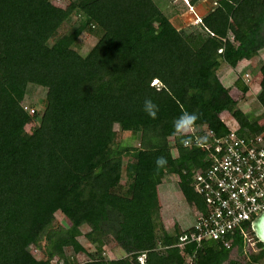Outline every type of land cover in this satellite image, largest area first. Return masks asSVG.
<instances>
[{"label": "trees", "instance_id": "1", "mask_svg": "<svg viewBox=\"0 0 264 264\" xmlns=\"http://www.w3.org/2000/svg\"><path fill=\"white\" fill-rule=\"evenodd\" d=\"M68 1L62 8L54 0H0V264H77L66 249L80 247L83 226L93 246L113 241L125 257L96 251L82 264H142V257L143 264H225L234 249L245 255L238 230L228 236L230 248L214 241L179 248L190 231L166 233L158 188L174 173L187 203L206 210L192 184L194 171L208 169V153L184 147L193 136L176 132L181 114L196 113V126L217 138L229 132L223 113L240 135L264 131V116L242 110L218 76L223 64L236 68L264 49V0H213L192 32L176 28L154 0ZM203 1L187 0L188 7ZM86 33L97 43L82 55ZM258 74L264 111V62ZM31 86L47 94L28 133L23 103ZM236 87L250 91L241 77ZM147 99L159 105L155 118L143 110ZM116 126L151 139L143 148L123 147ZM160 156L167 164L158 168ZM58 213L69 227L58 225ZM244 227L254 236L251 223ZM255 240L262 251L248 264L264 258ZM32 247H43L45 257Z\"/></svg>", "mask_w": 264, "mask_h": 264}, {"label": "built area", "instance_id": "2", "mask_svg": "<svg viewBox=\"0 0 264 264\" xmlns=\"http://www.w3.org/2000/svg\"><path fill=\"white\" fill-rule=\"evenodd\" d=\"M196 23H201V19ZM226 118L221 116L227 127L229 118L235 125L233 129L228 127L226 136L217 138L206 125L182 133L193 136L184 147L205 149L210 165L203 172L194 171L192 185L204 197L206 210L204 213L195 210V225L177 245L181 249L190 243L201 245L206 241L221 242L230 248L232 239L228 236L237 230L248 240L250 231L244 225L252 223L264 211V131L258 135H240L237 121L232 116ZM175 179L181 183L178 175ZM143 258H140L142 264Z\"/></svg>", "mask_w": 264, "mask_h": 264}, {"label": "rangeland", "instance_id": "3", "mask_svg": "<svg viewBox=\"0 0 264 264\" xmlns=\"http://www.w3.org/2000/svg\"><path fill=\"white\" fill-rule=\"evenodd\" d=\"M155 3L160 7L162 11L172 20L173 25L178 29H184L188 31H195L200 26L197 25V16L204 17L211 9L214 7L212 5L213 0H208L203 7L197 6L193 8H189L186 1L184 0H154ZM66 3L55 2V4L59 7L65 8ZM74 22H76L77 18H73ZM197 28V29H196ZM81 47L79 49L82 55H86L97 43V39L90 34H83L80 38ZM211 45L213 46L214 42L211 40ZM259 55V54H258ZM264 56L259 58H254L249 63H242L241 73H233L229 75V79L223 81L226 86L228 82H230L229 90L233 93V95L239 100V107L244 110L246 113H249L253 118H262L264 116V111L261 108L257 97L260 90V81L261 76L258 74L260 70L261 64L264 62ZM223 64L220 68L219 78L222 79L225 69L227 71L230 70ZM230 73V72H229ZM228 73V74H229ZM247 75L248 78H247ZM243 78L245 83H248L250 86V91L244 95L242 94L236 87V81L238 78ZM228 81V82H227ZM151 86L158 87L159 85H155V81L151 83ZM46 89L41 87L31 86L28 90V95L25 98L23 103V110L28 114V118L26 122L23 124L24 129L28 133H31L36 128V123L33 119L34 111L42 112L45 107L46 100ZM231 115L229 114V117ZM228 120V117L226 118ZM33 120V121H32ZM229 128L233 129L235 127L234 121L229 118ZM115 130L118 134L117 141L120 142L123 147L130 148H143L147 144L148 140L151 137L147 133L139 132V133H123L120 130L119 126L115 127ZM170 144L173 146V154L176 157L177 151L174 147V139H169ZM147 146V145H146ZM127 162L128 159H125ZM174 173L168 172L164 179L161 180L160 186L158 188V195L162 197L161 206V219L164 223V227L167 234L175 235L176 228L179 227L181 231L190 230L196 222L195 217V207L190 206L185 198L182 197V192L179 187V183L176 181ZM164 194V196H163ZM58 225L62 227H69V221L60 213L56 215ZM90 231L88 226H83L81 229V236L78 237V242L80 247H72L66 249V254L70 258V260L77 264H82L89 261L88 254L94 253L96 251L102 252L105 257L108 259H120L125 257V253L120 250L117 245L110 241L109 244L105 246L101 245L99 247L93 246L85 237V235ZM247 247L245 249V255H240L237 249H234L231 254L230 261H237L239 264H248V257L250 255L255 254L257 252V244L254 236L252 234L249 235V239L247 240ZM180 243V240H179ZM33 254L41 259L45 257V250L42 248L37 249L36 247H32ZM230 261L225 264H230ZM145 262L143 258V263ZM259 264H264V260H262Z\"/></svg>", "mask_w": 264, "mask_h": 264}, {"label": "clouds", "instance_id": "4", "mask_svg": "<svg viewBox=\"0 0 264 264\" xmlns=\"http://www.w3.org/2000/svg\"><path fill=\"white\" fill-rule=\"evenodd\" d=\"M155 85H157V81ZM143 110L149 116L155 118L157 112L159 111V105L154 103L151 99H147L144 102ZM198 119L199 116L196 113L185 112L174 121V128L177 133L190 132L194 127H196ZM184 143L187 145L188 141L185 140ZM155 163L159 168L167 164V159L164 156H160L156 158Z\"/></svg>", "mask_w": 264, "mask_h": 264}, {"label": "crops", "instance_id": "5", "mask_svg": "<svg viewBox=\"0 0 264 264\" xmlns=\"http://www.w3.org/2000/svg\"><path fill=\"white\" fill-rule=\"evenodd\" d=\"M186 2H187V0H185ZM208 2V0H205V1H203V2H201L200 4H198V6L196 7V8H198V7H203V5H205V3H207ZM187 5H188V3H187ZM203 16V15H202ZM202 16H197L198 17V19H201V18H203ZM171 20V19H170ZM171 22H172V20H171ZM259 56L260 57H262V56H264V49L262 50V51H260L259 52V55L256 57V58H259ZM263 59V58H262ZM264 60V59H263ZM245 62H247V63H249L250 61H248V60H244V61H241L239 64H238V66L236 67V68H231L230 66H228V65H226L227 67H228V69L230 70L229 72L227 71V68L225 69V72H224V75H223V77H222V79L220 78V80H221V82L223 83V81H224V79L225 80H228L229 79V75L230 74H232V71H233V73H241L242 72V70L241 69H243V68H240V67H242V63H245ZM225 66V67H226ZM220 72V71H219ZM229 73V74H228ZM218 76H219V73H218ZM223 80V81H222ZM228 82V81H227ZM223 85L226 87V88H228V89H230L229 88V86H230V82H228V85L229 86H226L225 85V83H223ZM260 89H261V87H260ZM260 91V90H259ZM233 92V91H232ZM231 92V93H232ZM223 116H225V117H228L229 118V113H223ZM163 196H164V194H163ZM182 197H183V195H182ZM183 199H184V197H183ZM159 201H160V204H163L162 203V197L159 195Z\"/></svg>", "mask_w": 264, "mask_h": 264}, {"label": "water", "instance_id": "6", "mask_svg": "<svg viewBox=\"0 0 264 264\" xmlns=\"http://www.w3.org/2000/svg\"><path fill=\"white\" fill-rule=\"evenodd\" d=\"M251 229L257 241L264 246V211L253 220Z\"/></svg>", "mask_w": 264, "mask_h": 264}, {"label": "flooded vegetation", "instance_id": "7", "mask_svg": "<svg viewBox=\"0 0 264 264\" xmlns=\"http://www.w3.org/2000/svg\"><path fill=\"white\" fill-rule=\"evenodd\" d=\"M257 249H258V251H257V252L255 251V254H256V255L259 254V253L262 251V249H259V248H257ZM262 260H264V258H263ZM262 260H261V261H262ZM261 261H260V262H261Z\"/></svg>", "mask_w": 264, "mask_h": 264}, {"label": "bare ground", "instance_id": "8", "mask_svg": "<svg viewBox=\"0 0 264 264\" xmlns=\"http://www.w3.org/2000/svg\"><path fill=\"white\" fill-rule=\"evenodd\" d=\"M156 83V82H155Z\"/></svg>", "mask_w": 264, "mask_h": 264}]
</instances>
